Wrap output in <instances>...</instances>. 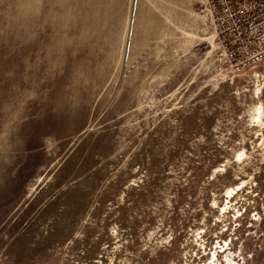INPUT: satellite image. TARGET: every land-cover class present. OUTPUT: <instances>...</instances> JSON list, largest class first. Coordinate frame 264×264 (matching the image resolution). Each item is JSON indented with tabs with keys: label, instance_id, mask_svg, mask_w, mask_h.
I'll return each instance as SVG.
<instances>
[{
	"label": "rangeland",
	"instance_id": "1",
	"mask_svg": "<svg viewBox=\"0 0 264 264\" xmlns=\"http://www.w3.org/2000/svg\"><path fill=\"white\" fill-rule=\"evenodd\" d=\"M0 264H264V61L205 0H0Z\"/></svg>",
	"mask_w": 264,
	"mask_h": 264
},
{
	"label": "built area",
	"instance_id": "2",
	"mask_svg": "<svg viewBox=\"0 0 264 264\" xmlns=\"http://www.w3.org/2000/svg\"><path fill=\"white\" fill-rule=\"evenodd\" d=\"M229 64L246 70L264 61V0H205Z\"/></svg>",
	"mask_w": 264,
	"mask_h": 264
},
{
	"label": "crops",
	"instance_id": "3",
	"mask_svg": "<svg viewBox=\"0 0 264 264\" xmlns=\"http://www.w3.org/2000/svg\"><path fill=\"white\" fill-rule=\"evenodd\" d=\"M194 0H191V2H193Z\"/></svg>",
	"mask_w": 264,
	"mask_h": 264
}]
</instances>
